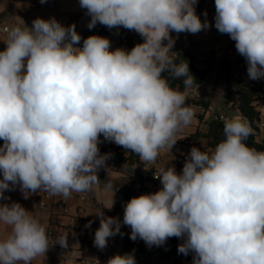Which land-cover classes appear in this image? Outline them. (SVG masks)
<instances>
[{
	"label": "clouds",
	"instance_id": "1",
	"mask_svg": "<svg viewBox=\"0 0 264 264\" xmlns=\"http://www.w3.org/2000/svg\"><path fill=\"white\" fill-rule=\"evenodd\" d=\"M197 3L79 0L89 29L99 23L138 33L143 42L130 50H111V41L100 35L77 46L82 37L75 24L55 17L6 30L0 51V201L17 186L25 199L39 191L68 199L98 188V173L111 155L101 154V136L146 163H155L161 149L171 151L177 133L195 118L187 101L196 83L189 62L172 51L171 33L196 34L211 26L197 15ZM214 19L245 58L248 79L264 78V0H215ZM181 78L183 90L173 84ZM253 134L247 119H225L223 139L207 151L193 146L180 173L161 167L154 178L162 187L127 201L122 222L97 211L94 246L105 249L110 237L122 235L123 224L131 240L140 238L148 247L182 239L177 251L192 253L193 264H264V150L246 143ZM105 187L114 193L112 184ZM0 224L10 229L0 238V264H31L55 244L69 247L67 233L50 239L46 226L19 202L0 203ZM106 264L136 259L115 254Z\"/></svg>",
	"mask_w": 264,
	"mask_h": 264
},
{
	"label": "crops",
	"instance_id": "2",
	"mask_svg": "<svg viewBox=\"0 0 264 264\" xmlns=\"http://www.w3.org/2000/svg\"><path fill=\"white\" fill-rule=\"evenodd\" d=\"M0 11H6L8 13L11 27L23 24V22L32 25L33 20L37 17L43 19L55 17L65 26L75 24L76 31L81 35L82 40L90 35L107 37L111 41V50L125 47L117 41L118 34H124L130 38L133 44L143 42V38L138 33L124 29L123 27L113 29L106 27L108 33H96V30L101 25L97 23L94 28L89 29L87 25L90 17L86 14V10L80 7L79 0H45L44 3H41V0H0ZM205 11L207 12L206 17L203 15ZM196 13L200 16L202 21L206 19L211 26L196 34L185 32V36L176 39L172 51L176 52L180 50L193 54L195 65L198 67H203L208 62H213V67L207 77L201 83L193 84L189 89L190 97H201L203 100L208 101V106L205 108L200 105H193L195 108V118L189 126L177 133L178 141L171 151L161 149L155 163H146L139 158V160L143 162V170L150 171L144 174V176L147 177L140 185L135 187L134 193L131 195L130 199L141 194L155 192L160 181L158 180L155 182L151 180V171H159L167 162L177 157L183 159V162L176 168L177 173H180L186 155L194 144H197L203 151L213 149L206 146L208 140L206 137H199L194 143L189 139H185L186 136L196 129H203L204 122L208 119L220 114L224 116L223 121L235 116L243 117L235 107H231L230 103L225 100L224 69L218 68V62H226L229 64L231 72L240 73L243 82L250 83L254 80L248 79L247 62L245 58L236 51L235 41L227 34H222L219 39L216 38L217 29L214 26L215 0H198ZM211 29H213V37L209 35ZM6 39L7 36L0 33V51L5 49ZM217 53L220 55L219 58L216 57ZM259 81L262 90H264V78L259 79ZM222 108L229 109L231 115H227ZM259 111L260 120L258 123L256 140L264 141V103H262V101H259ZM100 139L102 141L99 145L101 154L110 153L111 155L106 162L107 168H101L98 173L101 180L100 186L88 191L90 194L88 200L82 201L75 196L70 197L66 201V205L69 209L64 212L56 205V196L50 195L45 191H41L43 194L41 199H43L45 203V207L43 208L30 203L28 201L29 198L25 199L18 186L15 190L6 191L4 193L9 199L2 200L0 203L19 202L27 211L32 212V215L46 226L47 231L51 234L50 239H54L64 233H67L69 236L68 248H62L59 244H55L49 249L46 256L36 257L31 264H84L81 261L85 259L89 260L90 263L88 264H98V261L100 264H106L109 257L115 254L123 255L125 253L134 254L142 264H193V259H188L183 256L175 258L173 254L167 259L161 258L158 255L157 246L148 247L140 238H137L135 241L131 240V229L123 224H121V233L131 242L142 244L145 252L141 253L132 250L130 246L123 241L121 234L110 237L107 247L103 250L94 246L93 240L95 230L99 227L100 223V221H95V213L99 210H103L104 215L108 216L106 213L107 208L117 203H122L123 200L120 202L117 196L121 195L123 198L122 188L129 181V176L126 173L116 170L114 167L115 153L126 155L129 150L115 143L104 141L103 136H101ZM2 144L3 142L0 145ZM109 183L114 186V193L106 189L105 186ZM45 194H47L48 197H45ZM28 195L31 196L32 194L29 193ZM71 216H77L79 222L71 221ZM118 219L122 222L123 215L120 214ZM89 221H92L91 226L86 227ZM8 231H10V229L7 226L0 224V238L6 236ZM176 240L179 243H183V240L180 238H176Z\"/></svg>",
	"mask_w": 264,
	"mask_h": 264
},
{
	"label": "trees",
	"instance_id": "3",
	"mask_svg": "<svg viewBox=\"0 0 264 264\" xmlns=\"http://www.w3.org/2000/svg\"><path fill=\"white\" fill-rule=\"evenodd\" d=\"M96 33H108V30H106V26L100 25L96 30ZM135 45L136 44H133L130 38H128L127 44L124 48L130 50ZM176 53L180 55L181 59H185L189 62L190 73L194 76L196 82L194 84L201 83L213 67V62H208L205 66L198 67L195 65L193 54L180 50H177ZM218 68L224 69L225 100L230 103L231 107H235L239 113L250 122L254 129V134L249 137L246 143L250 147L264 150V141L256 140L258 123L260 120L259 101L264 103V90L261 88L260 81L254 80L250 83H244L240 73L231 72L229 64L224 61L218 62ZM182 79L183 78L173 82L174 86H179L181 90H183ZM187 103L192 106L200 105L205 108L208 106V101L203 100L201 97L195 98L189 96ZM223 122L224 121L218 116L211 117L204 122L203 129H196L194 132L186 136L185 139H189L194 143L199 137H206L208 139L206 146L208 148H214L218 142L223 139ZM193 146L199 147L197 144H194ZM200 149L203 151L202 148ZM114 167L116 170L122 171L129 176L128 183L122 188L123 202L113 205L110 209H106L108 216L118 218L122 211H124L125 203L130 200L131 195L134 193L135 187L143 182L147 177L144 176V174L149 173L150 170H143V162L139 160L137 155L130 151L126 155L116 152ZM121 236L123 241L128 244L132 250L141 253L145 252L142 244L131 242L126 236H124V234ZM179 244L181 243H179L175 237L169 238L163 245L157 247L158 255L164 259L169 258L171 254H173L175 258L183 256L188 259H193L191 253L187 256L178 253L177 249ZM135 259L136 264H142L137 257H135Z\"/></svg>",
	"mask_w": 264,
	"mask_h": 264
},
{
	"label": "built area",
	"instance_id": "4",
	"mask_svg": "<svg viewBox=\"0 0 264 264\" xmlns=\"http://www.w3.org/2000/svg\"><path fill=\"white\" fill-rule=\"evenodd\" d=\"M25 24H26L28 27H31V26H32V25L29 24V23H25ZM20 26H23V24H20ZM10 28H11V25H10V22H9V16H8V13H7L6 11H0V33H2L3 35H6V36H7V32H6V30H7V29H10ZM171 35L175 38V41H176L177 38H179V37H181V36H185L186 33H180L179 35H177L175 32H173V33H171ZM221 35H222V34L219 33L218 30H217V31H216V38L219 39V38L221 37ZM117 41H118L120 44H122V45L125 46V45L127 44L128 38H127V36H125L124 34H118V35H117ZM82 43H83V40L81 41V45H80V46H82ZM137 44H138V43H137ZM216 57L219 58L220 55L217 53ZM218 117H219L221 120L224 119V116L221 115V114L218 115ZM2 142H3V141L0 140V144H1ZM182 162H183V159H182L181 157H177V158H175L174 160L167 162V163H166V166H168V167L175 166V168H177ZM157 173H158V170H153V171H151V173H150V178H151V180H153V181H155V182L158 181V179H155V178H154V175L157 174ZM0 178H2V177H0ZM161 187H162V185L159 184V185L157 186V188L155 189V191H158ZM42 195H43L42 192L39 191V192H37V193H35V194H32V195L29 197L28 201H29L30 203H32V204H35V205L39 206L40 208H43V207H45V203H44L43 199H41ZM55 196H56V198H57V200H56V205H57L58 207H60L64 212H66V211L69 209V207H67V205H66V201H67V199H64L62 196H59V195H55ZM74 196L77 197V198H79V199L82 200V201H86V200H88V199L90 198V194H89L88 191H87V192H82V193H76V192H73V193L71 194V197H74ZM45 197H48V195L45 194ZM94 219H95V221H100L99 217H96V216H95ZM70 220L73 221V222H79V218H78L77 216H71V217H70ZM47 233H48L49 237L51 238V234H50V232L47 231ZM81 262L84 263V264H88V263H90L89 260H86V259H85V260H82Z\"/></svg>",
	"mask_w": 264,
	"mask_h": 264
},
{
	"label": "rangeland",
	"instance_id": "5",
	"mask_svg": "<svg viewBox=\"0 0 264 264\" xmlns=\"http://www.w3.org/2000/svg\"><path fill=\"white\" fill-rule=\"evenodd\" d=\"M209 35L211 36V37H213V29H211L210 31H209ZM223 109V108H222ZM226 113H227V115H231V111L229 110V109H223ZM117 199L120 201V202H122V200H123V198H122V196L121 195H118L117 196ZM122 215L124 214V211H122V213H121Z\"/></svg>",
	"mask_w": 264,
	"mask_h": 264
}]
</instances>
